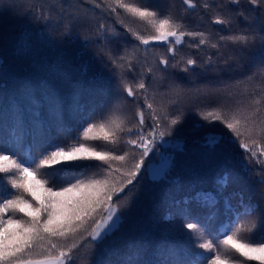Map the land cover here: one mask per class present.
<instances>
[{
	"label": "trees",
	"instance_id": "1",
	"mask_svg": "<svg viewBox=\"0 0 264 264\" xmlns=\"http://www.w3.org/2000/svg\"><path fill=\"white\" fill-rule=\"evenodd\" d=\"M194 2L195 9H187L183 0H125L162 14L171 11L187 31L206 34L208 43L199 48L194 45L200 37L186 36L182 45H176L173 58L166 42L144 45L133 35L154 34L150 25L123 9L119 16L111 13L104 0H0V141L15 145L17 159L21 153L39 157L51 150L50 144L72 143L77 136L97 151L132 152L123 144V132L117 145L102 138L85 141L81 135L89 123L99 125L113 117L135 128L138 110L144 112V133L150 131L153 120L143 95L129 97L122 80L135 89L143 79L148 102L158 114L164 115L163 107L168 120L177 119L169 134L157 137L132 184L113 197L120 205L117 223L95 241L84 233L69 264H198L204 240L178 228L196 222L186 220L182 210L215 230L230 221L239 223L236 217L245 206L264 207L260 183L264 165L250 160V153L239 147L221 121L206 120L202 114L219 105L226 109L242 105L251 111L257 107L252 102L260 99L264 115V74L259 72L264 68V41L259 39L264 36V5H252L250 0H240L238 6L230 0ZM216 16L231 22L216 24ZM233 35L256 39L247 44L220 40ZM161 57L168 59L166 68L158 63ZM189 57L197 64L185 72ZM161 153L169 162L158 179H151L146 166ZM73 163L79 165L77 172H84L76 179L108 167L98 160ZM131 163V158L127 164L112 162L113 168L121 169L112 175L117 185ZM0 177V195L11 198L8 190H15L6 174ZM251 219L255 216L246 226ZM207 229L205 238L218 244L207 236ZM262 235L264 229L257 225V238Z\"/></svg>",
	"mask_w": 264,
	"mask_h": 264
},
{
	"label": "snow or ice",
	"instance_id": "2",
	"mask_svg": "<svg viewBox=\"0 0 264 264\" xmlns=\"http://www.w3.org/2000/svg\"><path fill=\"white\" fill-rule=\"evenodd\" d=\"M183 2L187 9L196 7L194 0ZM230 3L238 6L240 0H230ZM250 3L264 5V0H250ZM104 5L117 16L120 14L119 10L123 9L133 18L150 25L154 34L143 36L134 32L133 35L144 45H149L151 41L166 42L169 45L168 52L173 54V58L176 45H182L186 36L193 39L200 37L199 43L194 45L197 48L208 43L205 33L187 31L183 22L171 11L162 14L161 11L149 7L125 3V0H104ZM204 7L208 8L209 5L205 4ZM230 22V18L221 16L214 19L216 24ZM100 27L103 28L104 25ZM128 30L132 31L131 28ZM255 39V36L246 35L220 37V40L243 44ZM259 39L264 41V36ZM212 47L216 48L217 45L213 44ZM207 62L210 63L211 58ZM113 63L116 61L113 60ZM158 63L166 68L168 59L161 57ZM196 64L195 59L187 58L184 61V71H189L188 66ZM148 71L151 72L152 69ZM259 72L264 74V68H260ZM121 86L129 97L143 95L153 120L150 131L144 133V112L138 110V123L135 128L126 127L125 120L113 117L99 125L89 123L81 135L85 141L102 138L112 145H117L121 142L119 134L123 132V144L131 146L132 152L125 151L122 155H116L115 149L97 151L94 147L79 142L80 136H77L76 141L72 143L50 144L48 148L51 150L46 149L39 157L31 153H21L17 159L18 150L15 145L0 141V173L7 175L8 184L15 190H8L11 198L0 195V264H69L74 251L79 248L76 241L84 233L95 241L102 238V233L106 230H111L113 217L120 207L119 204L113 203V197L118 192H123L135 180L145 158L155 146L157 137L163 138L169 134L171 126L177 124V119L168 120L166 109L161 107L164 112L161 116L153 103L148 102V87L143 79L135 85V89L125 80L121 81ZM175 88L182 90L179 85ZM252 103L257 107L251 111L242 105L231 109L219 105L213 111L202 114L206 120L221 121L236 141H239V147L244 149L246 154L250 153V160L254 159L256 163L264 165V159L260 158L264 157V115L259 107L260 99ZM225 112L228 114H222ZM134 134L135 138H132ZM136 150H139L138 157ZM130 158V170L121 173L123 179L117 185L112 175L121 169L113 168L112 162L127 164ZM87 160L102 161L108 167L104 168L102 173H93L92 177L87 179H76L77 176H83L84 172H77L75 169L79 165L73 162ZM58 165L59 168L56 167ZM57 175L60 176L59 180L56 179ZM72 179H75L74 183L71 182ZM260 183L264 184V175L260 177ZM49 184L52 186H48ZM181 214L186 220L196 222L181 223L178 228L191 230L189 235L196 234L197 239L204 240L199 244V248L204 251L200 253L198 264H247L248 261L264 264V235L259 238L256 236L257 225L264 229V207L245 206L244 213L236 217L239 223L230 221L222 229L215 230L207 229L204 221L187 210H182ZM253 216L255 219H251L250 226H246L248 219ZM206 229L207 236L217 239L218 244L214 245L210 239L205 238ZM221 236L223 239H219Z\"/></svg>",
	"mask_w": 264,
	"mask_h": 264
},
{
	"label": "rangeland",
	"instance_id": "3",
	"mask_svg": "<svg viewBox=\"0 0 264 264\" xmlns=\"http://www.w3.org/2000/svg\"><path fill=\"white\" fill-rule=\"evenodd\" d=\"M168 162H169L168 156L165 155L164 153H161V155H159L155 161L150 162L146 166L147 176L151 179H158L162 175V173H163L166 165L168 164ZM118 219H119L118 214L116 213V215L113 217L114 223H113V226L111 227V229L117 223ZM110 223H112V222H110ZM106 232H108V230H106L104 233H106ZM104 233H102V235Z\"/></svg>",
	"mask_w": 264,
	"mask_h": 264
}]
</instances>
